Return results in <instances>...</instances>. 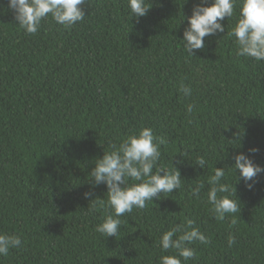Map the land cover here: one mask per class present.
<instances>
[{"label": "trees", "instance_id": "obj_1", "mask_svg": "<svg viewBox=\"0 0 264 264\" xmlns=\"http://www.w3.org/2000/svg\"><path fill=\"white\" fill-rule=\"evenodd\" d=\"M147 2L137 19L127 0H86L82 22L64 28L49 15L30 35L0 0V233L22 240L0 264H160L178 255L163 252L160 237L188 220L209 242L190 244L196 257L182 264H264V173L249 190L233 167L239 153L264 167V61L238 56L227 35L239 0L225 31L206 36L194 56L181 40L201 0ZM142 127L168 141L158 163L176 166L182 187L126 213L117 236L106 237L95 229L112 209L89 208L108 189L90 173ZM201 156L205 168L196 165ZM216 167L240 208L223 220L206 195ZM197 179L205 182L199 198L190 194Z\"/></svg>", "mask_w": 264, "mask_h": 264}, {"label": "clouds", "instance_id": "obj_2", "mask_svg": "<svg viewBox=\"0 0 264 264\" xmlns=\"http://www.w3.org/2000/svg\"><path fill=\"white\" fill-rule=\"evenodd\" d=\"M85 3L86 0H8V7L15 13L16 24L26 34L35 35L42 21L49 15L56 24L64 28L82 22L86 17L82 7ZM237 3L238 0H211L210 6H206L209 0H201L194 4L181 40L184 50L194 56V50L204 48L206 36L223 33L225 27L222 21L225 17L231 19L234 16ZM127 4L131 16L137 19L146 16L151 8L147 0H127ZM227 35L235 37L238 56L251 57L257 62L264 61V0H239L237 23ZM180 91L186 96L192 95L190 87L181 85ZM194 108L195 105L189 104L187 112L191 114ZM167 143L164 137L156 136L152 128L142 127L138 133L128 135L118 146L111 145V151H104L103 157L96 159L95 167L90 173L93 178L91 182H94V186L106 185L107 200L99 197L92 199L89 211L94 212L98 206L112 209V213L96 226V232L106 237L117 236L122 224L120 217L131 213L134 208L144 209L146 203L153 201V198L161 199L162 194L181 189L180 170L173 163L171 169L158 163L161 159V146H166ZM233 159V167L239 170L238 181L242 179L251 190L255 178L264 173V167L255 164L244 153L235 155ZM206 163L201 156L196 165L205 168ZM225 175V168L216 167L214 174L206 181L210 186L206 194L207 202L212 205L211 211L217 220H223L226 214L240 211L237 200L232 198L237 196L235 186L221 182ZM204 187L205 182L197 179L196 185L190 188V194L199 198ZM84 196L88 199L92 193L86 192ZM232 223H236L235 218ZM194 224L193 220H188L187 224L178 223L162 234L157 245L163 252L174 250L178 255H162L160 264H182L183 261L194 259L195 249L189 245L196 241L201 244L209 242L208 237L198 227H194ZM235 242V236L229 235V247ZM21 244L19 235L0 233V256H8L10 249L19 248Z\"/></svg>", "mask_w": 264, "mask_h": 264}]
</instances>
